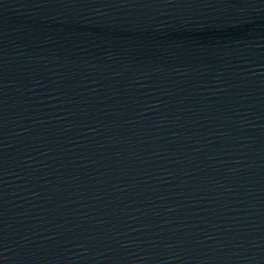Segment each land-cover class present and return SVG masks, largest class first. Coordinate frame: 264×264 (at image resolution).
Segmentation results:
<instances>
[{"label": "water", "instance_id": "water-1", "mask_svg": "<svg viewBox=\"0 0 264 264\" xmlns=\"http://www.w3.org/2000/svg\"><path fill=\"white\" fill-rule=\"evenodd\" d=\"M0 264H264V0H0Z\"/></svg>", "mask_w": 264, "mask_h": 264}]
</instances>
